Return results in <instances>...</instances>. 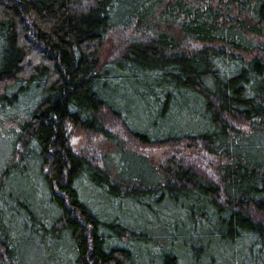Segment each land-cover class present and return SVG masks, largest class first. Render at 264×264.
<instances>
[{
	"label": "trees",
	"instance_id": "obj_1",
	"mask_svg": "<svg viewBox=\"0 0 264 264\" xmlns=\"http://www.w3.org/2000/svg\"><path fill=\"white\" fill-rule=\"evenodd\" d=\"M118 30L131 37L101 64ZM32 91L33 107L10 114ZM0 117L18 126L11 159L35 174L18 195L0 181V264H27L32 243L52 249L43 264H134V244L163 247L158 222L139 229L100 210L132 199L142 211L155 213L152 199L173 208L180 224L167 227L196 230L180 244L200 264L202 226L223 247L264 254V0H0ZM109 120L134 146L199 152L215 172L183 155L158 170L123 148ZM74 131L115 150L93 162L70 143Z\"/></svg>",
	"mask_w": 264,
	"mask_h": 264
},
{
	"label": "rangeland",
	"instance_id": "obj_2",
	"mask_svg": "<svg viewBox=\"0 0 264 264\" xmlns=\"http://www.w3.org/2000/svg\"><path fill=\"white\" fill-rule=\"evenodd\" d=\"M130 33V30L124 32L118 30L113 31V33L107 36L100 54L101 64L113 60L122 52L125 47V43H127L129 38L131 37ZM115 72L118 73L119 71L116 69ZM120 87L126 97H130L136 88L132 83L121 84ZM36 101V93L32 91L21 98V101L17 105V107L10 110L12 111L10 112V114H12L14 117H22L23 113L26 112V109H30L31 107H33ZM154 110L156 109L154 108ZM9 119V117H0V181L2 182L3 178L7 175V181L3 182L4 191L6 193L11 192L15 193V195H18L19 190L25 192V188H27L28 185L33 184V179L35 178H33V176H35V174L33 168H27L25 170V168H23L21 165L22 163H18V160L16 158L11 159L13 146L11 141L9 142V137L13 135L12 132L15 131L18 126L16 125V123ZM109 122L111 124V130H113L116 134H119V138L123 142L124 145H122L125 150L144 155L145 157H147L150 164L156 167L158 170L161 168V166L166 164V160L168 158L172 157L173 155H176L178 158H180L183 155L189 158L186 159L188 160L187 162H189V164L196 165L197 167H200V169L203 168L208 172V174L215 172L212 169L213 167L211 169L209 168L210 160L213 159H208L207 157L203 156L202 153H195L194 151L188 149L185 150L181 147H137L132 144L133 141L128 139L124 131L121 130L119 121L109 120ZM73 139H76V141L72 143ZM70 143L72 144V146H74V149L77 152L89 156V158H91L93 162L97 163L100 161L103 155L111 153L115 150L114 146L111 143H109L108 141H104V139L100 138L99 136L91 137L89 135H85L83 133L75 131L70 136ZM143 169L144 171L135 170V172L139 175L141 174V177L149 179L147 176H145L147 168ZM6 170L8 173H6ZM29 181H31L30 184ZM0 201H2L1 197ZM128 202L129 203L124 204L121 211L110 207V205H101L100 210L104 213L105 216L112 215L120 217V220H123L129 226H137V228L139 229L144 228L146 222H158L157 224H159V226L152 234V237L155 241L163 242L162 248H159L155 246V244L151 243H137V245L134 244L133 252L136 254V260L134 264H161L163 256L172 253L180 256L181 264H200L195 258L198 257V254L196 255L193 253V255H195L194 257L191 253L192 250H186L184 245L180 244L184 240H189L190 237H195L196 230L191 229L190 226L185 222L184 225L180 226L177 231H175L176 229L174 228L169 229L167 227L168 224H171L173 226H178L180 224L173 208L169 207L168 205H166V207L159 204L155 205L154 199H152L150 202V207H152V210L155 211V213H152L144 210L142 211L140 208H138V205H136V202L133 199L129 200ZM166 210L170 211L166 212ZM202 227L203 228L197 231V235L199 239H202L205 244H210L206 248L207 252L204 254L205 262L202 264H264V260L260 256L259 258L256 255H254L255 258L250 257V255H253V253L256 254L258 252V249L259 252H262V250H260V246L257 245L254 248L251 247V250L247 247H242L243 243L241 242L239 244H236L233 248H227L226 245H224L225 247H223L218 243V238H216L215 235L211 236L210 232L213 228H208L206 226ZM209 229H211V231ZM246 250L248 253H246ZM48 252L47 249L46 251H40L33 243L27 245L24 250L27 264H43L44 257L46 255L51 256L52 254V249L50 247ZM259 255L264 256V254L262 253H259ZM256 259H259L260 263H257L258 261H256Z\"/></svg>",
	"mask_w": 264,
	"mask_h": 264
},
{
	"label": "water",
	"instance_id": "obj_3",
	"mask_svg": "<svg viewBox=\"0 0 264 264\" xmlns=\"http://www.w3.org/2000/svg\"><path fill=\"white\" fill-rule=\"evenodd\" d=\"M74 141H76V139H73L72 143H73Z\"/></svg>",
	"mask_w": 264,
	"mask_h": 264
}]
</instances>
